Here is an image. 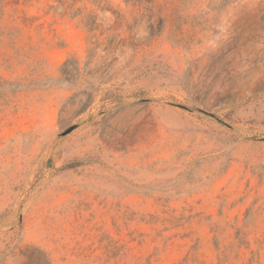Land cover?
<instances>
[{
  "label": "rangeland",
  "instance_id": "374dc122",
  "mask_svg": "<svg viewBox=\"0 0 264 264\" xmlns=\"http://www.w3.org/2000/svg\"><path fill=\"white\" fill-rule=\"evenodd\" d=\"M0 264H264V0H0Z\"/></svg>",
  "mask_w": 264,
  "mask_h": 264
}]
</instances>
